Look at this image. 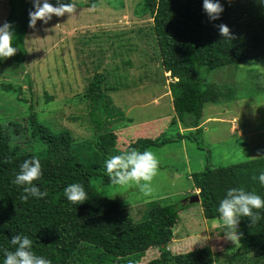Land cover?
Wrapping results in <instances>:
<instances>
[{"label":"trees","instance_id":"16d2710c","mask_svg":"<svg viewBox=\"0 0 264 264\" xmlns=\"http://www.w3.org/2000/svg\"><path fill=\"white\" fill-rule=\"evenodd\" d=\"M49 2L55 4L56 0ZM219 2L223 11L215 20H209L202 0H143L142 7L137 4L141 9L137 13L139 17L150 15L153 19L156 46L162 60L160 67L173 78L169 90L174 109L177 119L189 132L179 133L178 139L196 136L200 148L204 146L199 140L203 108L227 96L217 85L203 82L197 74L205 72L206 75L224 67L238 68L249 59L264 58V3L260 0ZM8 4L5 21L11 24L16 51L11 56L0 57V64L3 70L12 71L10 65L23 68L29 12L34 8L33 0H8ZM220 24L228 26V38L219 33ZM102 81L103 76L96 73L85 89L84 98L90 101L94 113L106 119L95 120L96 128H103L90 138L76 139L70 130L51 128L34 115L23 121L27 127L14 120L0 122V260L4 249L15 248L10 243L11 237L21 234L28 236L33 251L49 259L51 264L218 262L220 257L210 246L178 254L169 248L177 233L180 213L191 205L189 201L153 200L147 203L142 216L134 219L117 198L107 195V186L115 184L110 183L104 172L106 158L130 148L150 150L175 138H140L124 148L119 146L115 129L103 126L111 124L113 117H119V121L121 117L109 108ZM0 88L9 94L21 92V87L11 82L3 83ZM34 101L32 108L36 105ZM177 119L174 117L171 124L177 123ZM33 156L40 161L42 171L33 183L47 195L23 201L20 199L22 186L13 184L12 180L19 164ZM260 169H264V157L216 168L208 166L192 174L191 187L199 191L204 218L209 222L217 219L225 233L216 211L219 200L230 187H243L264 197V186L252 179ZM69 183L84 186L87 193L84 202L67 201L63 189ZM237 230L242 235L226 263L264 264V220L252 224L249 217L242 216ZM154 250L160 252L159 257L146 261Z\"/></svg>","mask_w":264,"mask_h":264},{"label":"rangeland","instance_id":"374dc122","mask_svg":"<svg viewBox=\"0 0 264 264\" xmlns=\"http://www.w3.org/2000/svg\"><path fill=\"white\" fill-rule=\"evenodd\" d=\"M74 3L77 8L72 16L53 15L46 24L38 19L30 26L24 40L23 68L10 65L12 71H7L0 64V86L11 82L21 87L19 94L0 88V122L14 120L27 127L23 121L34 115L51 128L70 130L76 139L90 138L103 128L97 129L95 120L106 119L94 113L84 94L95 74H101L109 108L121 117L103 126L115 129L119 146L124 148L140 138H175L149 150L159 164L147 196L132 184L107 186V195L117 198L134 219L142 216L150 201H184L198 194L191 187V175L208 166L264 157L263 57L244 61L238 68L197 74L227 96L203 108L199 140L204 146L200 148L196 136L178 139L179 133L189 132L174 109L169 90L173 78L160 67L153 19L137 15L141 10L137 4L143 6V0ZM8 9V0H0V24ZM33 99L36 105L32 108ZM174 117L178 122L171 124ZM195 203L181 211L170 250L178 254L210 246L220 257L214 264H227L238 240L223 236L219 221L209 222L199 201ZM159 255L158 250L151 251L146 261Z\"/></svg>","mask_w":264,"mask_h":264},{"label":"clouds","instance_id":"9594fccd","mask_svg":"<svg viewBox=\"0 0 264 264\" xmlns=\"http://www.w3.org/2000/svg\"><path fill=\"white\" fill-rule=\"evenodd\" d=\"M264 3V0H260ZM33 11L29 12V24L34 25L39 19L47 23L56 17L68 14L72 16L77 8L74 0H56L55 4L49 0H33ZM202 8L209 20L218 19L223 11L219 0H202ZM219 33L228 38L230 30L227 25H218ZM16 51L13 46V30L10 22L0 24V57L11 56ZM159 161L149 150L138 151L130 148L126 152L112 155L103 162L104 172L110 183L115 185H135L140 192L148 195L152 191L151 181L158 170ZM42 175L40 161L35 157L24 159L19 164V171L15 173L12 183L22 186L20 199L27 201L29 197L42 198L47 195L33 181ZM261 186H264V169L252 177ZM64 196L71 203H82L87 199L84 186L80 183H69L64 189ZM216 211L225 226V237L236 242L242 233L238 232L237 225L240 218L249 217L252 224L264 220V197L253 191H246L243 187H230L225 190L216 207ZM10 243L15 246L13 251L3 250V259L0 264H51L44 256L37 255L32 248V240L21 234L11 237Z\"/></svg>","mask_w":264,"mask_h":264},{"label":"water","instance_id":"95a60500","mask_svg":"<svg viewBox=\"0 0 264 264\" xmlns=\"http://www.w3.org/2000/svg\"><path fill=\"white\" fill-rule=\"evenodd\" d=\"M190 203H195V202H198L199 201V195L195 194V195H192L191 197L188 198V200Z\"/></svg>","mask_w":264,"mask_h":264}]
</instances>
